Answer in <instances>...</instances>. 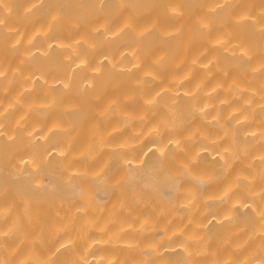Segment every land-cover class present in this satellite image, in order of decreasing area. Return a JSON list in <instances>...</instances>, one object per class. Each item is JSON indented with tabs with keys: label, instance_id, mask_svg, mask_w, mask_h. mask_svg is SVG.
<instances>
[{
	"label": "bare ground",
	"instance_id": "6f19581e",
	"mask_svg": "<svg viewBox=\"0 0 264 264\" xmlns=\"http://www.w3.org/2000/svg\"><path fill=\"white\" fill-rule=\"evenodd\" d=\"M0 264H264V0H0Z\"/></svg>",
	"mask_w": 264,
	"mask_h": 264
}]
</instances>
